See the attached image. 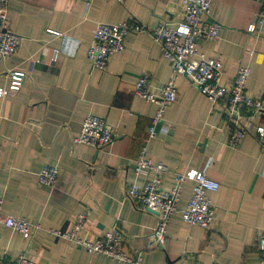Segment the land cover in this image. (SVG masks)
<instances>
[{"label":"crops","instance_id":"1","mask_svg":"<svg viewBox=\"0 0 264 264\" xmlns=\"http://www.w3.org/2000/svg\"><path fill=\"white\" fill-rule=\"evenodd\" d=\"M7 8L8 28L19 43L13 55L0 56V88L8 86L12 71L22 72L24 79L15 94L0 98L2 212L36 229L25 240L0 227V264H14L21 254L34 264H123L52 234L69 232L80 213L86 216L81 235L103 237L116 225L124 237L123 251L130 257L141 252L142 264H261L257 241L264 235V146L254 129L264 120L246 111L229 118L225 100L213 105L186 78L177 77V100L166 107L149 139L158 105L136 96L135 83L146 75L148 92L156 94L173 77L158 42L148 33H129L104 70L92 68L87 59L97 24L137 22L151 29L162 20L179 22L181 0H92L88 5L82 0H9ZM260 9V0H212L206 19L221 25L219 38L197 42L198 54L220 58L223 85L232 84L241 65L249 67L245 92L252 98L264 97V22L248 32ZM247 47L254 52L250 59L244 58ZM53 50L59 52L56 60ZM90 115L104 119L114 134L113 143L99 152L72 143ZM234 128L244 130L245 137L231 149L227 141ZM142 150L168 168L162 189L172 186L173 172L186 176L162 248L145 247L156 214L137 210L126 196L130 184L145 180L133 171ZM44 166L58 171L54 188L37 182ZM201 171L219 184L209 194L214 221L208 229L181 218Z\"/></svg>","mask_w":264,"mask_h":264},{"label":"built area","instance_id":"2","mask_svg":"<svg viewBox=\"0 0 264 264\" xmlns=\"http://www.w3.org/2000/svg\"><path fill=\"white\" fill-rule=\"evenodd\" d=\"M90 4L92 0H82ZM123 3L124 0H115ZM212 0H181L183 16L179 22L160 21L156 26L148 29L142 23L122 22L118 24L100 23L95 26L92 42L87 50V59L92 68L104 70L111 55L120 53L124 48V40L129 33H148L158 42L161 55L171 66L173 77L164 84L156 94L148 92V77L140 76L135 83V95L146 101L158 105L155 116L148 130L149 139L155 137V126L162 120L166 107L177 100L175 78L184 77L189 83L213 105L225 100V111L229 118L239 117L242 112L257 114L264 120V97L252 98L245 92L246 83L250 75L247 65H241L231 85L220 82L222 63L220 58H205L198 54V41H215L219 38L221 25L207 21L210 14ZM8 2L0 0V56L13 55L18 47L19 39L9 30ZM261 9L255 23L250 24L249 33H254L256 27L264 22V0H260ZM51 34L58 36L56 32ZM58 51L53 50L51 59L56 60ZM253 49H244V58L253 56ZM9 84L0 88V98L15 94L21 87L24 74L12 71L7 76ZM255 139L264 146V125H257L254 129ZM245 137L241 128H234L229 135L227 144L236 149ZM114 141V134L104 119L90 115L81 122L80 131L72 137L73 145L90 147L97 152L110 146ZM1 154V147H0ZM136 175H142L144 182L130 184L126 190L127 198L137 210L152 211L157 216V224L147 237L146 249L162 248L167 235L168 223L177 212V204L186 176L173 172V183L169 189L161 188V176L168 173L166 166L153 163L142 150L133 169ZM58 179V171L54 166H44L37 173V182L42 187L54 188ZM192 195L181 212L183 222L189 226L208 229L214 221V208L210 203L209 194L216 192L219 184L209 179L205 171L199 172L195 179ZM3 192L0 191V227L12 230L25 240L33 237L35 229L26 220L3 214ZM86 225L84 213L77 214L69 232L54 231L52 234L61 240L69 241L76 247L84 249L88 254L103 255L123 264H142L139 252L130 257L123 251L124 237L122 231L115 225L103 237L91 238L81 235ZM261 264H264V235L257 241ZM5 252H3L4 254ZM3 255L0 254V260ZM14 264H34L24 254L18 256Z\"/></svg>","mask_w":264,"mask_h":264},{"label":"water","instance_id":"3","mask_svg":"<svg viewBox=\"0 0 264 264\" xmlns=\"http://www.w3.org/2000/svg\"><path fill=\"white\" fill-rule=\"evenodd\" d=\"M149 212H151V213L155 214V213H154V212H152V211H149Z\"/></svg>","mask_w":264,"mask_h":264}]
</instances>
